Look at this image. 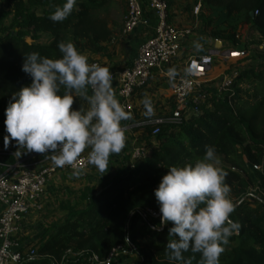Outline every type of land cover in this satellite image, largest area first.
<instances>
[{
  "label": "trees",
  "instance_id": "1",
  "mask_svg": "<svg viewBox=\"0 0 264 264\" xmlns=\"http://www.w3.org/2000/svg\"><path fill=\"white\" fill-rule=\"evenodd\" d=\"M64 2L0 0L2 145L6 135L4 110L14 94L30 83V77L21 71L25 55L37 52L56 59L61 56L57 44L70 41L89 63L93 56L110 58L107 46L118 40L119 28L115 30L107 20L109 0H77L67 19L51 21L49 15L54 6ZM121 2L125 7V0ZM166 3L170 10L173 0ZM195 3L200 4V9L193 15L197 22L194 31L204 41L210 38L241 45L244 55L237 58L238 62L249 65L236 69L237 75L222 94L204 89L207 96L189 118L162 124L155 135H151L155 128L152 123L134 126L133 130L139 131L137 142L144 151L132 166H129L130 156L125 155L119 170L103 183H89L76 191L61 187L73 195V201L61 202L60 219L49 222L34 238L19 237L24 243L22 249H28L20 264H105L111 249L118 246L128 254L112 264H169L165 252L167 242L173 239L168 236L171 223L162 231L157 230L153 224L160 225L159 219L146 218L143 213L147 209L159 211L153 189L167 168L194 162L203 156L206 146H213L215 154L222 157L224 164L218 167L228 173L230 197L237 204L230 219L240 226L229 237L219 264H264V198L261 197H264V0H197ZM243 24L255 35L245 43L237 37V30ZM200 51L199 54L205 53ZM244 82H249L253 89L246 102L241 97L246 92L241 88ZM165 102L161 115L170 116L175 108L174 98L166 97ZM72 107L86 110L88 105L77 97ZM136 118L130 122L137 124ZM13 146L14 142H10L8 147ZM5 160L12 158L7 156ZM30 249L34 251L32 256ZM128 255L134 256L131 263L126 261ZM184 257L190 258L191 264H200L199 253L189 251Z\"/></svg>",
  "mask_w": 264,
  "mask_h": 264
},
{
  "label": "clouds",
  "instance_id": "2",
  "mask_svg": "<svg viewBox=\"0 0 264 264\" xmlns=\"http://www.w3.org/2000/svg\"><path fill=\"white\" fill-rule=\"evenodd\" d=\"M76 5L77 0H65L49 19L63 22ZM57 47L61 56L56 59L37 52L24 56L21 71L30 83L4 110V148L14 142L25 153H56L54 165L72 166L74 176L82 174L75 161L87 149V163L103 175L109 156L125 146L121 121L129 113L115 98L108 67L89 64L70 41ZM77 97L87 102L86 110L72 107ZM218 163L214 147L206 146L194 162L167 168L153 189L160 213L157 230L171 223L168 236L173 239L165 252L169 264H191L184 257L189 251L200 254V264H219L229 237L239 230L230 219L237 204L230 197L228 173Z\"/></svg>",
  "mask_w": 264,
  "mask_h": 264
},
{
  "label": "built area",
  "instance_id": "3",
  "mask_svg": "<svg viewBox=\"0 0 264 264\" xmlns=\"http://www.w3.org/2000/svg\"><path fill=\"white\" fill-rule=\"evenodd\" d=\"M199 9L200 4L197 3L193 7V15H197ZM148 13L153 18V24L150 23ZM121 22L123 36L132 34L138 27L150 30V37L140 45L131 65L118 69L95 58L89 64L109 68L112 87L115 86L120 105L127 113L133 111L132 96L135 91L146 87L152 76L169 82L175 108L170 116L161 115L141 123L155 125L151 135L159 132L160 125L179 122L198 111L196 106L207 96L204 89H207L205 85L209 80L208 74L215 63L214 55L218 54L222 60L237 59L244 55L242 50L225 48L213 53L185 56L182 47L193 35L195 26L192 28L174 24L166 0H125ZM231 81L232 75L223 77L219 82L220 90H227ZM20 151L21 155L18 157L16 153ZM142 151V147L132 151L129 166H132ZM41 155L35 152L25 153L15 146L5 149L0 143V264H20L28 250L22 249L24 243L18 240L22 234L23 222L32 211L41 209L39 199L45 195L51 176L59 171H73L72 166L54 165L51 157L56 153H47L43 157ZM87 155L88 150H85L75 161V166L81 170L93 168L87 163ZM7 156L12 160L6 161ZM143 216L158 220L160 213L147 209ZM127 254V250L121 246L112 248L104 263L112 264L120 256ZM29 255H34L32 249L29 250ZM94 260L97 261V258L94 257Z\"/></svg>",
  "mask_w": 264,
  "mask_h": 264
},
{
  "label": "crops",
  "instance_id": "4",
  "mask_svg": "<svg viewBox=\"0 0 264 264\" xmlns=\"http://www.w3.org/2000/svg\"><path fill=\"white\" fill-rule=\"evenodd\" d=\"M176 0H173L175 2ZM174 3L170 8V18L171 21L178 25V23L182 24L185 22V17H182V20L178 22H174L178 19V14L175 11ZM174 8V9H173ZM193 12H191V17H193ZM148 16L150 17V23L153 24V18L151 17L150 13H148ZM184 19V20H183ZM121 26L122 22L120 23V27L118 32L116 33L118 40L112 42L107 46L108 52L111 53L110 58L106 56H93L95 59H99L102 62L111 64L115 67L122 68L126 66H130L133 59L137 56L138 49L140 45L148 38L150 37V30L149 28H141L138 27L134 30V32L128 36H123L121 34ZM178 26H183L178 25ZM199 34L194 31L193 35L190 36L188 42L183 45L182 52L186 56L188 54H199L200 50H205V53H213L214 51H218L219 48L226 44L222 41H214L213 39L206 38V40L199 39ZM203 44H205L203 46ZM97 57V58H96ZM113 93L115 95V98L120 103L119 98L117 97V92L115 89V86L112 87ZM168 93L167 96H164V93ZM164 97H170V84L166 80H163L161 78L156 77L155 75L152 76L145 88L138 89L135 91V93L132 96V105H133V111L129 112V118L126 119L129 123H122L121 126L124 130L125 135V146L118 154H111L109 156V166L107 171L101 175L95 167L82 170V174L79 176H74L72 173L73 171L65 170V171H59L51 176L47 191L45 195L43 196V199L46 198L51 199L50 196V189L51 188H58V186H68L71 188H75V185H78L77 187L80 188L82 186H85L89 183H95V184H101L106 179L111 178L118 170L121 164V161L123 159V156L129 155L134 151L135 149L140 147V144L137 142V136L139 134V131H134V126H137L141 124L143 121H140L138 114H147L149 115H155L159 116L157 113L161 112V108L159 106H162L164 104ZM147 101V103H146ZM153 101V102H151ZM158 108V109H157ZM158 111V112H157ZM136 116V120L139 121L137 124L134 122H130L131 119ZM155 118V117H154ZM101 175V176H100ZM31 239V238H30Z\"/></svg>",
  "mask_w": 264,
  "mask_h": 264
},
{
  "label": "rangeland",
  "instance_id": "5",
  "mask_svg": "<svg viewBox=\"0 0 264 264\" xmlns=\"http://www.w3.org/2000/svg\"><path fill=\"white\" fill-rule=\"evenodd\" d=\"M197 0H176L174 2L175 11L178 14V19L174 22H178L182 20V17H185V22H183V26H191L192 28L196 25V21L194 17H191L190 11H193V7L197 4L195 3ZM199 1V0H198ZM174 9V8H173ZM125 7L124 3L121 2V0H109L108 9H107V20L112 23L115 30L119 28L120 23L122 21L123 15H124ZM193 14V13H192ZM184 20V19H183ZM4 22H7V19L4 20ZM177 24V23H176ZM178 23V25H182ZM197 32V31H196ZM237 37L241 41V43H245L247 40L254 39L255 35L253 32H251L248 29V26L243 24L240 26L237 30ZM201 39V36H199ZM203 40V39H201ZM205 44H203L204 46ZM225 48H232L235 50H241V45L233 46L229 43H226L223 47L219 48V50L225 49ZM246 54V53H245ZM215 56V63L210 70L208 74V83L205 85L207 89L211 90L212 94H222L223 91L219 88V82L221 79L225 76L229 77V75H232V77H235L237 75V68H245L249 65V63H240L238 62V59H232V60H222L218 57V54ZM103 57V56H102ZM97 58V57H96ZM94 59V58H93ZM251 64V63H250ZM251 84L249 82H244L241 84V88L244 89L246 92H243L241 94L242 100L247 101L250 99V95L253 92V89L250 88ZM164 96H167L168 93L163 92ZM166 97H164V104L162 106H159V108H163L167 103ZM153 102V101H151ZM158 109V108H157ZM158 112V111H157ZM164 111L158 112V115L163 114ZM140 121H150L154 117H157L155 115H147V114H138ZM216 155V154H215ZM216 160H218L217 166L223 165L222 157L220 155H216ZM78 185H75V188H71L73 191L78 190ZM60 189L57 192L50 193L51 199L41 198L40 203H42V207L39 210L32 211L30 215L27 217V220L23 222L22 226V234L21 236H27L28 238H34V236L39 233L40 231L45 228L49 222L54 220H59L61 217V211L58 209L61 202L65 201H73V195L69 193H65L61 187L63 185L58 186ZM264 198L263 196H261ZM156 228H159V223L154 222L153 224ZM147 238V237H146ZM147 241V239H146ZM148 241L147 243H149ZM134 259L133 255H128L126 257V261L132 262Z\"/></svg>",
  "mask_w": 264,
  "mask_h": 264
}]
</instances>
